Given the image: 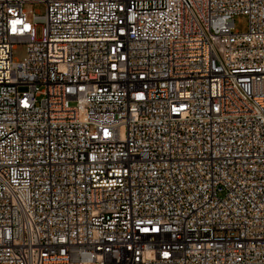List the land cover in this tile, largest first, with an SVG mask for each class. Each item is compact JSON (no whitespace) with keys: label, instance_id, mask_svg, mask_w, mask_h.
I'll use <instances>...</instances> for the list:
<instances>
[{"label":"built area","instance_id":"2783aa9c","mask_svg":"<svg viewBox=\"0 0 264 264\" xmlns=\"http://www.w3.org/2000/svg\"><path fill=\"white\" fill-rule=\"evenodd\" d=\"M0 264H264V0H0Z\"/></svg>","mask_w":264,"mask_h":264},{"label":"rangeland","instance_id":"374dc122","mask_svg":"<svg viewBox=\"0 0 264 264\" xmlns=\"http://www.w3.org/2000/svg\"><path fill=\"white\" fill-rule=\"evenodd\" d=\"M23 9L31 13H36V12L39 14L44 13V5L39 3L25 4L23 6ZM234 26H235L234 28L240 32L245 31L247 26V18L241 14L234 16ZM39 34H40V27L37 28V35L39 36ZM25 54H26L25 45L18 44L16 45L15 49H13L12 56L15 61H22L23 58L25 57Z\"/></svg>","mask_w":264,"mask_h":264}]
</instances>
